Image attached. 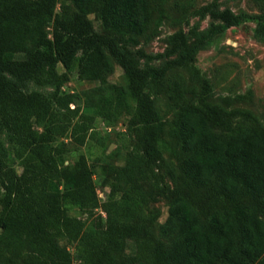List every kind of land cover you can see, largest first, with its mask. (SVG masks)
<instances>
[{
  "label": "trees",
  "instance_id": "16d2710c",
  "mask_svg": "<svg viewBox=\"0 0 264 264\" xmlns=\"http://www.w3.org/2000/svg\"><path fill=\"white\" fill-rule=\"evenodd\" d=\"M68 1L77 10H68ZM59 3L62 12L57 11ZM93 9L99 11L106 32L96 31ZM200 12L213 20L201 40L190 46L185 32H176L167 55L178 57L162 67L146 68L122 38L149 29L150 0H0V134L5 131L9 142L5 145L0 138V264H119L117 253L125 251L129 239L139 242L132 262L264 264V126H233L232 118L252 113L210 103L208 79L198 103L183 101L171 129L181 147L184 176L174 175L173 186L159 187V194L172 197L163 224L164 232L173 236L169 244L156 241L143 253L149 233L136 217L140 197L128 193L127 203H121L113 191L104 205L106 227L87 230L85 216L100 204L94 172L84 161L68 173L60 165L64 148L55 143L56 134L69 130L80 117L71 136L84 145L92 120L80 106L71 107L74 99L62 87L75 62L83 79H100L113 70L111 56L123 67L136 101L129 121L135 152L144 169L160 165L163 123L153 92L166 72L189 64L206 40L247 19L256 21L255 33L264 40V14L241 15L215 5ZM59 63L65 71H58ZM28 81L53 92L25 90ZM97 112L110 118L112 104L101 100ZM37 122L44 123V133L34 127ZM129 163L122 173L136 186L133 160ZM195 188L204 192L196 195ZM69 206L85 216L71 215ZM62 237L75 243V249L63 245Z\"/></svg>",
  "mask_w": 264,
  "mask_h": 264
},
{
  "label": "rangeland",
  "instance_id": "374dc122",
  "mask_svg": "<svg viewBox=\"0 0 264 264\" xmlns=\"http://www.w3.org/2000/svg\"><path fill=\"white\" fill-rule=\"evenodd\" d=\"M67 5L68 10H77L72 1H68ZM207 5H215L221 10L228 8L241 15L264 14V0H150L152 18L149 29L142 34H127L122 42L132 51L140 66L162 67L179 55H167L176 32L184 31L190 46L198 43L208 32L213 20L209 14L200 12ZM57 11H63L62 3L58 4ZM90 17L96 31H107L97 9L90 12ZM256 26L254 19H247L226 28L197 48L189 64L173 66L166 72L153 92L163 123L159 145L164 158L159 166L151 170L142 167L139 154L135 152L136 139L129 128V121L135 112L136 101L130 94L128 79L118 59L111 56L113 70L105 72L100 79H83L78 72V62H75L70 70V79L64 83L62 91L72 95V108L80 106L81 112L92 120L87 124L89 130L84 145L75 142L71 136L73 124L80 117L72 120L69 130L56 134L55 143L64 148L60 159L64 173L73 171L80 161L86 162L94 172L99 207L88 216L75 206L68 207L71 215L87 217V230L96 232L106 227L104 205L111 199L113 191L121 203H127L124 195L128 193L131 197H140L136 217L149 233L144 238L143 253H148L156 241L170 243L173 236L164 232L163 224L169 217L172 197L159 194V187L163 184L173 186L174 175L184 176L180 161L181 147L171 135L183 101L198 103L204 79H208L212 86L210 103L229 110L240 109L252 113L253 117L239 115L232 118L233 126L245 129L257 124L264 126V40L255 33ZM23 56V53L16 54V57ZM57 68L59 72L65 71L60 63ZM24 89H38L46 94L53 92L51 87L38 86L34 81H28ZM103 99L112 104V114L108 119L97 112L98 104ZM63 123L68 124L66 121ZM34 127L40 133L45 132L44 123L37 122ZM216 131L223 133L225 129L216 128ZM0 138L5 145L9 144L5 131ZM131 159L138 180L136 186H132L127 175L122 173V168L129 165ZM14 165L17 170H22L18 162ZM139 169L142 172H138ZM195 190L196 195L204 192L199 188ZM61 242L69 249H75L76 244L66 237H62ZM138 243L137 240H127L125 251L117 253L119 264H145L141 260L132 262V257L139 253Z\"/></svg>",
  "mask_w": 264,
  "mask_h": 264
}]
</instances>
